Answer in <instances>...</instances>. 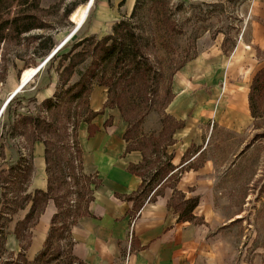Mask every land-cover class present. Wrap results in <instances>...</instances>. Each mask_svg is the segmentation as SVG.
I'll return each instance as SVG.
<instances>
[{"label": "rangeland", "instance_id": "374dc122", "mask_svg": "<svg viewBox=\"0 0 264 264\" xmlns=\"http://www.w3.org/2000/svg\"><path fill=\"white\" fill-rule=\"evenodd\" d=\"M248 1L140 0L137 3V19L132 21L144 40L153 41L152 56L155 62L152 63L162 72L157 102L142 119L139 125L140 134L156 135L159 132L162 116L168 114L167 105L160 111L158 102L163 99L167 87L168 96L172 95V81L177 71L170 77L169 74L182 60L214 51L227 55L235 43L241 41ZM87 3L88 0H37V8L32 11V15L38 18L44 27L30 30L18 40L0 43V134L7 136L9 143L17 145L22 158H27L28 154L23 147L25 139L17 132L9 134L7 107L3 105L17 88L22 71L28 68L36 69L40 66L34 76L15 94V100L8 105L9 110L15 114L48 117L40 103L56 92L58 105L69 109V116L72 118L67 132L71 138L74 135L77 144L80 127L86 125L84 120L88 118L89 111H101L90 123L104 112L106 115L111 112L114 113L113 116L107 115L110 125L113 117L125 125L115 106L103 107L106 101L104 86L92 82L88 93L71 103H68L67 96H64L63 90L78 80L89 62L88 58L74 68L64 84L58 80V71L55 68L60 61V55L69 49V45L77 39L90 36L98 39L109 34L115 21L129 16L135 0H92L84 20L73 32L75 25L70 22V15L76 8ZM99 91L103 94V102L101 107L93 111L91 108L96 100L92 97ZM95 98L98 99L97 96ZM140 107L139 99L136 98L133 104H128L125 109L128 115H132L129 110H141ZM260 111L261 116L252 118V127L242 133H232L214 127L207 130L206 125L199 128L206 139V147L197 157V163L201 164L207 159L212 168L211 194L213 213L216 214L210 222L208 235L214 238L217 248L228 249L224 255V264H264V103ZM170 117L174 122L179 121ZM71 123L75 126L73 130ZM181 124L183 128L184 123ZM174 142L172 135L171 144L166 147L167 152ZM33 146L32 168L38 171V161H33ZM6 147L4 145V161L14 159L15 156ZM187 149L190 153L196 150L193 144ZM2 168L6 169V165ZM69 198L72 202L75 195H70ZM20 213L12 216L11 221L4 227V252H0V264L6 262L5 260L15 259V256H10L6 250L5 232ZM67 244V240L60 241L57 259L46 264H68L71 256Z\"/></svg>", "mask_w": 264, "mask_h": 264}, {"label": "crops", "instance_id": "0c3cea01", "mask_svg": "<svg viewBox=\"0 0 264 264\" xmlns=\"http://www.w3.org/2000/svg\"><path fill=\"white\" fill-rule=\"evenodd\" d=\"M245 21L243 38L227 55L215 51L199 55L173 77L166 112L184 125L173 134L175 142L168 153H172L171 164L176 166L190 144L196 148L184 159L182 165L189 163L191 168L182 172L175 187L185 198L197 197L193 222H177L176 214L166 207L170 189L162 197L144 201L136 210L132 208L133 201L126 197L137 191L140 179L129 173L127 166L137 164L141 156L138 151L125 152L126 144L121 139L125 125L121 121L113 117L109 127H102L107 115L114 113L97 116L91 123L97 131L90 137L86 125L80 127L82 173L99 181L92 188L87 214L77 218L69 229V252L80 263L224 264L228 249L217 248L214 238L208 235L216 214L211 194L212 168L207 159L197 163L206 147L199 128L206 125L207 130L214 127L242 133L252 127L247 96L253 75L264 67V0L248 1ZM102 97L101 91L93 94V111L101 107ZM42 151V144L35 142L33 161H38V171L33 168L27 192L45 189ZM54 212L52 203L47 202L31 229L30 243L24 251L26 261L41 249ZM24 213L21 211L17 220ZM13 224L5 232V244L7 252L15 256L19 243L11 234Z\"/></svg>", "mask_w": 264, "mask_h": 264}, {"label": "trees", "instance_id": "16d2710c", "mask_svg": "<svg viewBox=\"0 0 264 264\" xmlns=\"http://www.w3.org/2000/svg\"><path fill=\"white\" fill-rule=\"evenodd\" d=\"M138 2L140 0H135L128 17L112 24L109 34L98 39L90 36L73 41L69 49L60 55L55 69L58 71V80L64 84L74 68L89 59L78 80L63 90L68 103L88 93L92 82L106 87V101L103 107L115 106L125 123L121 135L126 144L125 152L138 151L141 156L137 164L127 166V171L140 179L137 191L126 197L127 200L133 201L132 208L136 210L144 201L152 202L155 197H162L166 189H170L166 207L176 214L177 222H193L192 211L197 205V197L185 198L184 194L175 188L182 172L191 168L189 163L182 165L190 151L187 149L183 153L176 166L171 164L172 153L166 151V147L171 144L173 133L182 127L181 122H174L169 115H163L161 128L156 135L139 133L142 119L157 102L162 72L153 65V41L144 40L132 21L137 19ZM36 8L37 0H0V43L18 40L30 30L42 29L44 25L32 15ZM78 47L79 50L74 51ZM193 58L182 60L169 77ZM168 94L167 87L163 99L158 102L160 111L164 110L172 98V95ZM14 96L4 106L7 107L8 130L9 134L17 132L24 137L23 147L28 154L27 158H22L17 145L9 143L8 137L0 134V252H4L2 241L5 225L11 221L12 215L25 211L23 217L14 222L11 231L19 243V252L13 261L3 264H46L57 259L59 242L63 240H67V249L71 256L69 229L77 218L87 214V204L92 200V188H96L99 181L82 173L80 148L74 135L71 138L67 132L72 117L69 116L68 107L58 105L56 92L40 103L48 117L25 116L10 111L8 105L15 100ZM136 98L139 99L141 110H129L132 115H128L125 108L128 104H133ZM247 102L251 118L261 116L260 107L264 103V67L256 71L251 79ZM98 114H101V111H89L88 118L84 120L89 137L97 131L90 121ZM109 120L108 117L102 127L110 126ZM70 126L72 130L75 127L72 123ZM35 142H40L43 146L46 183L44 190L27 192L33 173L32 146ZM4 145L15 156L14 159L4 161ZM3 165H6V169L2 168ZM73 194L75 200L71 202L69 196ZM48 201L52 202L55 212L49 220L41 249L31 261H26L24 251L30 243L31 229ZM9 255L12 256L11 253ZM69 260L68 264L80 263L72 256Z\"/></svg>", "mask_w": 264, "mask_h": 264}, {"label": "bare ground", "instance_id": "6f19581e", "mask_svg": "<svg viewBox=\"0 0 264 264\" xmlns=\"http://www.w3.org/2000/svg\"><path fill=\"white\" fill-rule=\"evenodd\" d=\"M86 7H87V4H85L82 7H78L70 15V21L72 23H74L75 26L77 25V28L81 25L82 21L84 20L86 14H87ZM87 11H88V9H87ZM37 68L38 67H36V69ZM36 69L35 68H28V69H25L22 71L20 78L18 80V86L15 89V91H14L15 93L13 94V96L34 76V74L38 71ZM4 106H5V104L3 105V107Z\"/></svg>", "mask_w": 264, "mask_h": 264}, {"label": "water", "instance_id": "95a60500", "mask_svg": "<svg viewBox=\"0 0 264 264\" xmlns=\"http://www.w3.org/2000/svg\"><path fill=\"white\" fill-rule=\"evenodd\" d=\"M90 4H91V0H88V3H87V7H86V12H87V9L89 8V6H90ZM71 22V21H70ZM76 28H77V25L74 27V29H73V32L76 30ZM40 68V66H38V68L36 69V70H38ZM21 87V86H20ZM20 89V88H19ZM15 92H13V93H11L10 95H9V97L7 98V100H6V102L13 96V94H14ZM6 102L4 103V104H6ZM0 113H1V111H0Z\"/></svg>", "mask_w": 264, "mask_h": 264}]
</instances>
